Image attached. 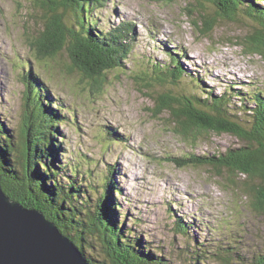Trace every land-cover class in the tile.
<instances>
[{
	"label": "rangeland",
	"instance_id": "obj_1",
	"mask_svg": "<svg viewBox=\"0 0 264 264\" xmlns=\"http://www.w3.org/2000/svg\"><path fill=\"white\" fill-rule=\"evenodd\" d=\"M106 1L93 11V22L105 33L131 23L127 44L131 52L124 69L110 71L97 84L68 68V51L39 59L30 47L51 22L47 1L0 0L1 122L14 137L20 136L26 89L22 77L32 71L68 119L60 126L58 166L77 167L78 183L93 185L95 191L113 166L122 192L116 197L122 206L118 220L126 219V230L133 231L130 237L143 240L166 264H193L197 254L203 264H224V259L251 264L253 255L264 251V215L253 210L245 185L261 187L264 181L251 182L241 175L233 183L226 170L175 162L209 160L242 148L245 142L214 133H192L197 138L186 139L176 133L172 114L161 112L156 101L163 95L205 98L226 91L230 96L235 89L243 95L232 99V106L253 107L246 96L264 95V58L245 54L238 43L255 34L257 24L243 14L221 17L211 0ZM260 5L264 7V0ZM187 9L195 14L188 15ZM203 16L215 20L208 37L194 26ZM66 18L70 23L69 13ZM173 57L188 76L178 83L159 81L164 75L153 73L152 66L162 70L161 63L168 68ZM247 119L241 111V124L246 126ZM110 130L115 131L112 140ZM177 222L186 224V234L178 231Z\"/></svg>",
	"mask_w": 264,
	"mask_h": 264
},
{
	"label": "trees",
	"instance_id": "obj_2",
	"mask_svg": "<svg viewBox=\"0 0 264 264\" xmlns=\"http://www.w3.org/2000/svg\"><path fill=\"white\" fill-rule=\"evenodd\" d=\"M44 1L49 3L51 22L39 39L30 43L39 59H54L66 50L71 61L68 68L78 70L97 84L110 71L125 68L124 62L131 52L127 44L133 25L126 23L106 33L100 31L91 15L98 7L103 8L106 0ZM211 1L221 17L231 18L243 14L257 24L256 33L238 45L245 47V54L264 58L262 0ZM187 10L188 15L195 14ZM68 13L71 16L70 23L66 21ZM214 21L203 16V21L194 22V26L201 35L208 37L215 28ZM158 64L162 70L152 66V72L164 75L158 78L159 81L178 83L177 79L188 76L179 68L180 64L174 57L171 58L169 69ZM22 78L26 89L20 136L14 137L0 120V175L5 193L28 208L38 209L54 221L77 244L91 264H166L162 257L147 249L143 240L130 237L133 231L126 230V219L124 222L118 220V211L122 206L116 197L122 192L113 178V166L102 178L98 191H95L93 185L84 187L78 183L80 170L77 167L74 170L72 167L65 169L58 166L62 152L60 126L66 124L68 119L61 106L53 104L47 96L49 90L42 86L37 75L30 71L23 73ZM234 90L230 96L225 91L218 97L208 93L205 98L198 95H163L156 102L160 111L168 110L172 114L176 133L186 139L194 137L192 133L199 136L214 133L230 134L245 142L244 147L213 156L209 160L175 159L178 166H189L192 163L194 166L208 165L226 170L233 175L230 178L233 183L241 175L251 182L255 179L264 181V95L262 92L248 94L246 97L253 107L243 110L232 106V99H241L243 95L241 91ZM241 111L249 116L246 126L241 124ZM107 134L111 139L115 131L110 130ZM65 179L66 182L63 181ZM263 184L261 187L250 183L245 185L246 196L253 198V210L262 215ZM125 214L127 217L128 212ZM186 227L185 223L177 222L181 234L187 233ZM197 255L193 264H203L201 254ZM223 261L233 264L227 259ZM251 264H264V251L261 255L255 253Z\"/></svg>",
	"mask_w": 264,
	"mask_h": 264
},
{
	"label": "water",
	"instance_id": "obj_3",
	"mask_svg": "<svg viewBox=\"0 0 264 264\" xmlns=\"http://www.w3.org/2000/svg\"><path fill=\"white\" fill-rule=\"evenodd\" d=\"M0 264H91L38 209L9 197L0 175Z\"/></svg>",
	"mask_w": 264,
	"mask_h": 264
},
{
	"label": "bare ground",
	"instance_id": "obj_4",
	"mask_svg": "<svg viewBox=\"0 0 264 264\" xmlns=\"http://www.w3.org/2000/svg\"><path fill=\"white\" fill-rule=\"evenodd\" d=\"M157 34H158V36L160 37V35H161V31L159 30V31H157ZM135 179H137V178H135ZM138 181V180H137ZM178 195V194H177ZM187 195H185V197H186ZM182 198H183V196H182ZM189 199V198H188ZM190 200V199H189Z\"/></svg>",
	"mask_w": 264,
	"mask_h": 264
}]
</instances>
